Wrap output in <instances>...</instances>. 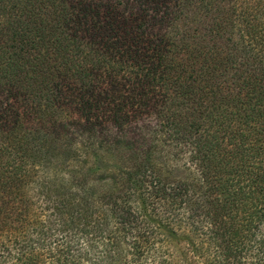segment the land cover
I'll use <instances>...</instances> for the list:
<instances>
[{"label": "trees", "instance_id": "16d2710c", "mask_svg": "<svg viewBox=\"0 0 264 264\" xmlns=\"http://www.w3.org/2000/svg\"><path fill=\"white\" fill-rule=\"evenodd\" d=\"M0 264H264V0H0Z\"/></svg>", "mask_w": 264, "mask_h": 264}]
</instances>
